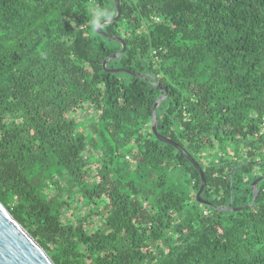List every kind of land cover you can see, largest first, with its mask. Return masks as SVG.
I'll list each match as a JSON object with an SVG mask.
<instances>
[{
	"label": "trees",
	"instance_id": "16d2710c",
	"mask_svg": "<svg viewBox=\"0 0 264 264\" xmlns=\"http://www.w3.org/2000/svg\"><path fill=\"white\" fill-rule=\"evenodd\" d=\"M119 1L245 207L112 0H0V202L54 264H264V0Z\"/></svg>",
	"mask_w": 264,
	"mask_h": 264
},
{
	"label": "water",
	"instance_id": "95a60500",
	"mask_svg": "<svg viewBox=\"0 0 264 264\" xmlns=\"http://www.w3.org/2000/svg\"><path fill=\"white\" fill-rule=\"evenodd\" d=\"M115 4L116 14L111 17L108 23L101 21V25L104 26L109 23L116 22L121 15V4L119 0H112ZM96 32L107 39L117 41L121 45L120 51L117 53L107 56L103 63V69L107 73H128L133 77L141 79H151L155 87L160 91L159 97L155 100L152 108V118L150 122L151 132L153 135L162 143L168 144L180 151L185 158L195 167L200 177V186L196 193V199L199 203L203 205H208L210 207L216 208L220 211L229 210V211H238L245 206L241 207H231L228 204L225 207H216L210 201L202 197V192L206 185V180L204 177V171L199 165V163L190 156L189 153L176 141L169 139L168 137L162 135L158 132V118H157V108L159 104L168 97V87L161 85L157 77H154L150 74H141L133 70L126 68H108L107 64L110 60L120 57L125 49L126 44L123 38L119 36L110 35L102 30V27H99ZM264 180V174L260 175L251 183V188L253 191V199L250 205H253L255 199L258 195V184ZM0 264H54L51 258L48 256L46 251L38 244V242L22 227L10 214V212L2 205L0 202Z\"/></svg>",
	"mask_w": 264,
	"mask_h": 264
},
{
	"label": "rangeland",
	"instance_id": "374dc122",
	"mask_svg": "<svg viewBox=\"0 0 264 264\" xmlns=\"http://www.w3.org/2000/svg\"><path fill=\"white\" fill-rule=\"evenodd\" d=\"M91 112L89 111L88 107H85L84 113L83 114H79V121L81 125H87L91 123ZM170 175V180L171 183H181L182 180L186 181V176L184 175V173L182 172V170L180 169H172L169 173ZM79 203L78 201L76 202V204ZM81 206V204H80Z\"/></svg>",
	"mask_w": 264,
	"mask_h": 264
},
{
	"label": "clouds",
	"instance_id": "9594fccd",
	"mask_svg": "<svg viewBox=\"0 0 264 264\" xmlns=\"http://www.w3.org/2000/svg\"><path fill=\"white\" fill-rule=\"evenodd\" d=\"M111 19V13L107 9H98L93 13V19L90 22V26L93 32H95L99 27H102L101 21L108 23Z\"/></svg>",
	"mask_w": 264,
	"mask_h": 264
}]
</instances>
